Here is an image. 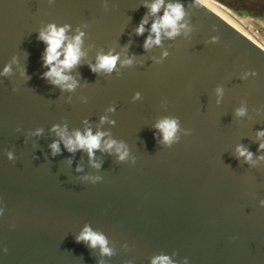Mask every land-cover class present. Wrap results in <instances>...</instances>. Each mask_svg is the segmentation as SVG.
Masks as SVG:
<instances>
[{"label":"water","instance_id":"water-1","mask_svg":"<svg viewBox=\"0 0 264 264\" xmlns=\"http://www.w3.org/2000/svg\"><path fill=\"white\" fill-rule=\"evenodd\" d=\"M179 2L186 27L145 49V0H0V264H264V48L202 2ZM48 24L84 33L72 90L42 77ZM109 52L132 63L92 72ZM165 117L179 124L170 145L155 128ZM53 125L106 135L90 161L62 142L53 154ZM109 138L124 160L102 150ZM85 225L111 255L77 242Z\"/></svg>","mask_w":264,"mask_h":264},{"label":"clouds","instance_id":"clouds-1","mask_svg":"<svg viewBox=\"0 0 264 264\" xmlns=\"http://www.w3.org/2000/svg\"><path fill=\"white\" fill-rule=\"evenodd\" d=\"M199 3V0H197ZM145 7L148 8L146 14L137 25L135 32L141 35L145 32L144 25L148 23V16L154 17L153 22L148 29L149 35L145 38L143 47L145 49L151 48L153 45L161 43L162 34L168 38L176 36L180 29L185 28L186 25L181 23L185 16L183 5L179 0H145ZM163 8V13L157 17V13ZM69 26H57L55 24H48L45 29L38 33V39L45 45L42 62L46 71L42 73V77L47 79L51 84L59 86L62 90H72L76 87L77 81L70 75V71L79 64L84 53L82 52V37L83 32L77 33L71 37L67 35ZM215 39V38H213ZM163 55H167L164 53ZM122 65L131 64V58L121 60L118 53H98L95 64L89 65L92 72L103 71L111 73L116 69L117 63ZM10 71L9 66H5L0 74H7ZM220 91L219 89L217 90ZM111 111V109H109ZM244 109L237 110V115H243ZM104 120V117L101 118ZM155 128L161 134L162 142L170 145L177 139V132L179 130L178 121L175 118L165 117L157 121ZM54 132L60 137V141H53L50 148L53 154L59 152V143L62 142L68 152H75L83 150L87 152L89 160L92 161L95 150L101 149L102 138L106 133L96 131L93 133L91 128H85L83 132L75 130L71 134L68 133L66 127L53 125ZM40 130H37L39 134ZM258 138H264V130L257 132ZM258 148L264 149V139L258 145ZM103 151H115L119 160H124L128 156V151L125 145L117 142L114 139L103 140ZM237 155L244 157L246 161L252 160V153L242 146H237ZM11 153H8L11 159ZM94 167H99V164L93 163ZM79 171V168L77 169ZM261 206H264V201H261ZM2 213V209H0ZM77 242H87L90 248L99 247L104 255H111V249L108 247L106 237L99 232L94 231L90 226L85 225L81 232L76 236ZM6 251V249H4ZM151 264H174L168 255L159 254L151 259ZM187 264V260H185Z\"/></svg>","mask_w":264,"mask_h":264},{"label":"rangeland","instance_id":"rangeland-1","mask_svg":"<svg viewBox=\"0 0 264 264\" xmlns=\"http://www.w3.org/2000/svg\"><path fill=\"white\" fill-rule=\"evenodd\" d=\"M203 1L226 21L264 48V0Z\"/></svg>","mask_w":264,"mask_h":264},{"label":"bare ground","instance_id":"bare-ground-1","mask_svg":"<svg viewBox=\"0 0 264 264\" xmlns=\"http://www.w3.org/2000/svg\"><path fill=\"white\" fill-rule=\"evenodd\" d=\"M200 2H202L203 4H205L206 6H208L203 0H199ZM209 7V6H208ZM210 8V7H209ZM211 9V8H210ZM214 11V10H213ZM217 13V12H216ZM247 35V34H246Z\"/></svg>","mask_w":264,"mask_h":264},{"label":"flooded vegetation","instance_id":"flooded-vegetation-1","mask_svg":"<svg viewBox=\"0 0 264 264\" xmlns=\"http://www.w3.org/2000/svg\"><path fill=\"white\" fill-rule=\"evenodd\" d=\"M215 2V1H214ZM216 3V2H215Z\"/></svg>","mask_w":264,"mask_h":264}]
</instances>
